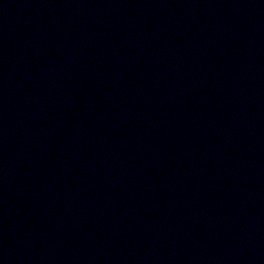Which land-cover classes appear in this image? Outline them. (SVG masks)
Returning a JSON list of instances; mask_svg holds the SVG:
<instances>
[{
  "label": "water",
  "instance_id": "95a60500",
  "mask_svg": "<svg viewBox=\"0 0 264 264\" xmlns=\"http://www.w3.org/2000/svg\"><path fill=\"white\" fill-rule=\"evenodd\" d=\"M0 264H264V0H0Z\"/></svg>",
  "mask_w": 264,
  "mask_h": 264
}]
</instances>
